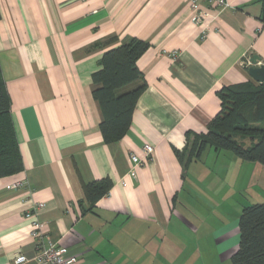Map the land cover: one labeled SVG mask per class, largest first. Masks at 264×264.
<instances>
[{
    "label": "crops",
    "instance_id": "obj_1",
    "mask_svg": "<svg viewBox=\"0 0 264 264\" xmlns=\"http://www.w3.org/2000/svg\"><path fill=\"white\" fill-rule=\"evenodd\" d=\"M225 2L201 0L212 16L200 40L186 0H0V72L22 163L0 178V264H34L25 214L37 203L46 242L79 264L231 259L241 210L264 202V164L211 148L187 161L220 111L217 92L257 84L249 59L264 64L261 0ZM131 37L149 44L137 63L146 87L128 132L104 143L91 77ZM145 145L152 156L134 180L130 156ZM101 181L108 191L90 204L84 187Z\"/></svg>",
    "mask_w": 264,
    "mask_h": 264
},
{
    "label": "trees",
    "instance_id": "obj_2",
    "mask_svg": "<svg viewBox=\"0 0 264 264\" xmlns=\"http://www.w3.org/2000/svg\"><path fill=\"white\" fill-rule=\"evenodd\" d=\"M261 3L264 22V0ZM148 49L147 42L128 38L102 55L100 69L91 77L92 96L101 112L100 132L104 143L117 142L128 132L132 112L146 87L137 63ZM217 97L220 111L208 123L206 134L193 136L187 161L198 157L205 148H211L216 152H229L242 161L264 164V83L223 87ZM9 109L0 72V178L22 170ZM189 137L187 134V139ZM237 137L248 140L249 145H240ZM174 154L183 162V152L174 150ZM107 191L106 181L84 187L90 204ZM238 228L239 245L231 256V264H264V202L244 207Z\"/></svg>",
    "mask_w": 264,
    "mask_h": 264
},
{
    "label": "built area",
    "instance_id": "obj_3",
    "mask_svg": "<svg viewBox=\"0 0 264 264\" xmlns=\"http://www.w3.org/2000/svg\"><path fill=\"white\" fill-rule=\"evenodd\" d=\"M188 7L191 11V21L201 29L200 31V40L206 38L207 25H205V20L210 18L212 15L201 7V0H186ZM207 3L210 7L221 10L227 7L225 0H207ZM153 149L145 145L143 147V157H140L136 154H131L130 159L132 161V168L129 171V176L132 179H136L137 170L144 166L151 158ZM124 185V184H123ZM22 186L21 182H16L7 187L9 190H15ZM43 207L42 203H37L33 208L25 214L27 219L33 220L32 230L30 232L31 238L35 241L36 252L32 258L34 264H79L78 260L71 256L67 249L58 246L52 242H46L42 233V224L37 218V211ZM28 262L25 256L20 255L15 258L14 264H23Z\"/></svg>",
    "mask_w": 264,
    "mask_h": 264
},
{
    "label": "water",
    "instance_id": "obj_4",
    "mask_svg": "<svg viewBox=\"0 0 264 264\" xmlns=\"http://www.w3.org/2000/svg\"><path fill=\"white\" fill-rule=\"evenodd\" d=\"M249 64L247 67L249 77L257 84L264 83V64H261L259 58L255 55L250 57Z\"/></svg>",
    "mask_w": 264,
    "mask_h": 264
},
{
    "label": "rangeland",
    "instance_id": "obj_5",
    "mask_svg": "<svg viewBox=\"0 0 264 264\" xmlns=\"http://www.w3.org/2000/svg\"><path fill=\"white\" fill-rule=\"evenodd\" d=\"M236 140H237V142L240 145H243V146L249 145V141L246 140V139H242L240 137H237ZM220 255L221 254L218 252L217 253V263L216 264H231L230 260L228 258H221Z\"/></svg>",
    "mask_w": 264,
    "mask_h": 264
}]
</instances>
